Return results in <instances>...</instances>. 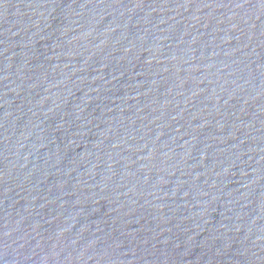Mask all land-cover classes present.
I'll return each mask as SVG.
<instances>
[{"label":"water","instance_id":"water-1","mask_svg":"<svg viewBox=\"0 0 264 264\" xmlns=\"http://www.w3.org/2000/svg\"><path fill=\"white\" fill-rule=\"evenodd\" d=\"M0 264H264V0H0Z\"/></svg>","mask_w":264,"mask_h":264}]
</instances>
